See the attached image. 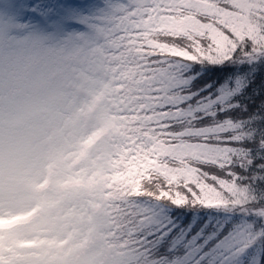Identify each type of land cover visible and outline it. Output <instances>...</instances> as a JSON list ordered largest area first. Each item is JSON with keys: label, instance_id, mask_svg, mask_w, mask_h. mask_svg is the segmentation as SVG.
<instances>
[{"label": "snow or ice", "instance_id": "snow-or-ice-1", "mask_svg": "<svg viewBox=\"0 0 264 264\" xmlns=\"http://www.w3.org/2000/svg\"><path fill=\"white\" fill-rule=\"evenodd\" d=\"M0 264H264V0H0Z\"/></svg>", "mask_w": 264, "mask_h": 264}]
</instances>
